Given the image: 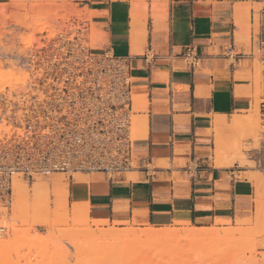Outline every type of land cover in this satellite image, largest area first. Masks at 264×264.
Wrapping results in <instances>:
<instances>
[{
	"label": "crops",
	"instance_id": "obj_1",
	"mask_svg": "<svg viewBox=\"0 0 264 264\" xmlns=\"http://www.w3.org/2000/svg\"><path fill=\"white\" fill-rule=\"evenodd\" d=\"M73 2L89 27L105 37L95 50L128 62L131 87L146 101L145 118L140 117L147 126L134 143L136 169L116 181L101 179L77 189L72 183L71 210L85 205L97 225L208 226L247 216L253 171L238 164L214 167L208 130L219 116L230 118L253 106L250 52L264 33V0H138L146 18L136 36L131 0ZM190 50L196 63L186 57ZM248 155L261 165L257 150Z\"/></svg>",
	"mask_w": 264,
	"mask_h": 264
},
{
	"label": "rangeland",
	"instance_id": "obj_2",
	"mask_svg": "<svg viewBox=\"0 0 264 264\" xmlns=\"http://www.w3.org/2000/svg\"><path fill=\"white\" fill-rule=\"evenodd\" d=\"M137 1L131 0L134 36L140 28V19L146 12L144 8L140 14L136 6ZM87 21L84 12L74 4L73 0H0V95H9L14 90L24 88L28 80L26 62L32 53L40 51L49 53L48 51L59 48L66 51L77 46L94 49L93 47L98 45L100 49L105 44V37L95 31L93 26L89 27ZM253 69V90L248 95V98L253 100L252 108L230 118L219 116L218 121L213 120V127L208 130L213 140L209 151L211 164L214 167L217 163L220 164L217 168L232 167L235 164L241 166L239 164L241 157L250 162L248 155L250 150L254 149L260 153L261 165L255 166L250 162L251 165L248 166L249 170L253 171L249 173L248 178L253 182L255 191L251 197L252 206L247 216L237 217L230 223H215L208 226L192 224L182 226L175 223L159 227L127 222L97 225L90 221V217H87L89 213L85 208L79 219L81 221L79 225L74 226L70 222L64 223L65 226L58 224L59 226L52 228L50 224L54 220L48 222L49 225L46 226L33 217V208L36 203L33 195L35 183L43 182L48 185V192H50L47 193L49 196L47 195V200L44 202L48 203L47 207L50 211L64 209L69 213L68 219L72 221V183L76 189L83 188L88 182L101 180V176L74 175V181H70L67 175L52 174L38 178L31 184L17 179L14 182L15 187L20 185L24 190L20 196L14 195L13 203L8 211V230L0 234V238H3L0 245V264H264V245L260 243V236L255 234L256 230L264 225L262 221L264 220L262 214L264 212V127L259 114L264 76L258 60H254ZM137 97V92L134 91L136 114L131 123L133 139H137L133 132L135 119L143 116L142 113L146 108V101L138 100ZM239 119L242 124L235 126L234 123ZM143 133L140 132V134ZM216 155L220 157L217 160ZM243 177H245L244 174L237 175V178ZM54 178H58L61 182V193L56 194L52 189ZM79 181L83 185L77 187ZM65 187L66 192H63ZM256 196H262V202H254ZM87 228L90 232L96 230L102 232L110 230L116 233L131 232V230L132 232L149 230L156 233L174 232L176 241L172 239L173 245H169L168 241L166 244L161 242L166 246L159 245L160 247L154 251L148 250L147 242H141L119 252L108 249L105 254L98 250L80 248L88 239V236L86 237L88 232L83 235ZM202 228L222 232L233 230L236 231L235 238L227 242L222 240L224 243L221 241V244L220 242L219 244L204 242L201 243L202 245L197 244L198 246L196 244L192 246L193 243L184 240L185 233L191 230H203ZM262 228L264 232V226ZM84 236L87 238L86 241ZM187 243H189L188 246H186ZM102 250L104 251L103 248Z\"/></svg>",
	"mask_w": 264,
	"mask_h": 264
},
{
	"label": "built area",
	"instance_id": "obj_3",
	"mask_svg": "<svg viewBox=\"0 0 264 264\" xmlns=\"http://www.w3.org/2000/svg\"><path fill=\"white\" fill-rule=\"evenodd\" d=\"M28 56L23 89L0 95V234L8 230L14 182L52 174L116 181L136 169L134 90L128 62L77 46ZM250 55L262 66L264 33ZM186 57L196 63L192 50ZM264 127V85L259 103Z\"/></svg>",
	"mask_w": 264,
	"mask_h": 264
},
{
	"label": "bare ground",
	"instance_id": "obj_4",
	"mask_svg": "<svg viewBox=\"0 0 264 264\" xmlns=\"http://www.w3.org/2000/svg\"><path fill=\"white\" fill-rule=\"evenodd\" d=\"M154 12L155 13H154L153 17L155 18V17H157V14H156L155 10H154ZM145 18H146V12H144V16H143V18L140 19V21L141 22L145 21ZM139 29H138L136 35L139 34ZM93 48L99 49L98 45H95V47H93ZM143 117L139 116L135 119L136 122L134 123L135 126H134L133 132L135 133V138H137V139L143 138L145 131H146V126H147L146 124L147 123H146V119H144L145 117L144 118ZM238 117H240V116H238ZM253 123L256 124V122H253ZM234 124H235V126L241 125L242 121L239 119ZM141 131L144 133L140 134ZM219 158L220 157L218 155H216V160ZM241 158H242L241 161H239V164L241 165L240 167H248L249 165H251V163L247 162L246 159H244L243 157H241ZM216 167H220V164L217 163ZM57 179L54 178L52 180V189H53V191L56 192V194L61 193V189H62L61 182L59 179L58 180ZM40 183L41 182L35 183V185H34L35 189H33V195L35 196V202H36L34 205V208H33V211H34L33 217L35 219H37L36 221L37 222L41 221L40 223L43 222L44 224H46V226H48L49 224H47V223L50 222L51 220L52 221L54 220V222L52 224H50L52 226V228H53V226L56 227V226H59L60 224H61L60 226H65V224H68L70 222L74 226L79 225V222H81V221H79V219H80V217H82L84 210H85V208L87 209V207L83 204H80L79 206L74 207L71 210L72 221L68 219L69 213L65 210L64 211L55 210L54 212L50 211V208L47 207L48 203L44 202L45 200H47L46 197L49 196L48 194L50 192V191L48 192V185L46 183L44 184L43 182H42V184H40ZM23 190H24V188L22 186L19 185V186L15 187V185H14V192H15L14 195L16 194V195L20 196V194L23 192ZM261 200H262V196H259V197L256 196V198L253 201L256 203H259V202H262ZM259 212H261V210ZM262 214L264 215V212ZM262 218H263V216H262ZM55 220H57V221H55ZM262 221H264V220H262ZM262 227L258 228L256 230L255 234L260 236V238H261L260 243L264 245V232H263ZM88 229L89 228H87V230L84 232L85 234H83V235H86L88 232V235H86V237L88 236L87 237L88 239L84 236L85 237L84 240L86 241V239H87V241H86V243H83L82 244L83 246L81 245L80 248L90 249V250L93 249V251L98 250V251H102V253H105V254L107 253L108 249L111 251L115 250V252H119L122 250H127V249H129L130 246H132L134 244L141 243V242H144V243L147 242L148 250L154 251L155 249H157V247H160L159 245L166 246V245H162L161 242H165V244H166V242L168 241L169 245H171V244L173 245V241L175 240L174 239L175 238L174 232L173 233L172 232L171 233H166V232L163 233V231H162V233H156V231L154 232L152 230L142 231V232H136V231L132 232V230H131V232L127 231V232H122V233L121 232L116 233V232H112L110 230H108L106 232H102L101 230H100L101 232L99 230H96L97 232L96 231L90 232ZM179 233H178V235H179ZM235 233H236V231H233V230L228 231V232H222V231L213 230V229L191 230V231L185 233L183 238L185 241L193 243L192 246H195L194 244H196V246H198L197 244H201L204 242L205 243L206 242H215V243L217 242V244H219V242H220V244H221L224 240H225V242H227V240H232L233 238H235V236H234ZM64 237H66V235ZM64 237H63V239H64ZM81 237H82V235H81ZM181 237L182 236H180V238ZM2 239L0 238V245H1ZM82 239H83V237H82ZM172 239H173V241H172ZM170 241H172V243H170ZM188 245H189V243H187L186 246H188ZM179 246H181V245L179 244ZM77 247H79V246L77 245ZM102 248L104 249V251L102 250Z\"/></svg>",
	"mask_w": 264,
	"mask_h": 264
}]
</instances>
